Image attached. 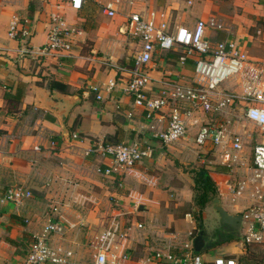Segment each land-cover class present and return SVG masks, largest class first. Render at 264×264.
Wrapping results in <instances>:
<instances>
[{
    "label": "crops",
    "instance_id": "1",
    "mask_svg": "<svg viewBox=\"0 0 264 264\" xmlns=\"http://www.w3.org/2000/svg\"><path fill=\"white\" fill-rule=\"evenodd\" d=\"M107 1L83 0L80 9H73L69 0H0V185H22L31 191V197L18 207L1 201L0 196V264H14L27 250L32 235L40 233L50 219L73 225L62 236L50 238L77 247L86 231L101 223L106 215L123 213L129 234L127 252L132 259L123 264H139L135 259L159 248L157 240L163 236L162 247L167 243L179 247L187 241V233L196 228L190 211L160 208L159 203L165 198L163 188L148 190L134 184L135 179L141 184V175L149 174L147 163L157 162L163 148L168 150L169 145L150 137L144 127V111L135 107L132 97L123 90L134 55L123 60V45L129 35L136 50L137 39L126 29L123 14L129 8L127 3L119 16H114L119 32L106 28L109 23L105 22L104 13H93L94 7ZM132 2L131 7L136 10L146 7L167 12L171 25L192 27L198 18L216 16L225 28L211 31L212 40L232 39L251 59L264 62V0ZM56 11L77 29L72 49L62 54L29 52L27 48L35 50L46 42L47 21ZM14 16L26 22L31 31L24 41L8 37V25ZM165 54L167 57L163 58V53H157L149 65L150 95L168 87L170 78L183 83L192 80L193 57L180 66L173 53ZM51 80L64 83L67 94L79 97L65 115L57 113L63 105L47 106L50 99L58 102L47 96L57 91L48 87ZM18 86L24 87L20 110L7 113L2 110L4 92L14 93ZM220 89L238 91L240 87L231 79ZM129 111L131 116L127 114ZM192 119L195 117L188 123L195 121ZM73 132L79 138L73 139ZM111 137L119 142L137 139L151 144L152 156L139 161L122 176H104L97 172V166L105 167L110 159L97 153L85 155L84 151ZM51 140L55 141L54 146ZM261 142L264 143V138L258 143ZM203 147L216 146L207 143ZM242 154L246 155L244 146ZM247 195L233 204L235 211L249 204ZM187 217L192 227L184 235L174 225L177 220L185 222ZM139 221L142 229L136 227ZM64 239L68 240L66 244Z\"/></svg>",
    "mask_w": 264,
    "mask_h": 264
},
{
    "label": "built area",
    "instance_id": "2",
    "mask_svg": "<svg viewBox=\"0 0 264 264\" xmlns=\"http://www.w3.org/2000/svg\"><path fill=\"white\" fill-rule=\"evenodd\" d=\"M82 3L83 0H69L73 9H80ZM125 3L129 6L123 14L126 29L137 39V44L123 90L132 97L133 105L144 111L145 129L152 139L168 146L186 137L188 120L196 113L215 115L214 123L199 124L195 141L200 146L209 143L218 147L219 162L229 169L243 168L244 175L228 184L225 191L232 201L246 194L249 197V204L240 212L242 239L238 252H243L246 245L264 247V143L253 145L251 157L246 160L242 154L244 137L232 128L246 121L264 133V62L251 59L232 39L212 40L211 31L225 28L223 21L213 15L198 18L192 27L171 25L167 12L146 7L133 9L132 0H108L103 5V13L114 17ZM25 23L14 16L8 25V37L19 41L27 39L31 31ZM47 23L46 42L35 50L27 48L28 51L36 55L69 52L76 27L68 24L58 11L50 14ZM160 52L163 58L167 57L165 53L177 52L176 62L180 66L193 57V76L190 83L170 78L168 87L154 96L149 94L152 82L149 65ZM228 79H235L240 90H221L220 84ZM127 114L131 116L132 112ZM71 137L77 139L79 134L73 132ZM51 145H55L54 140ZM84 152L110 159L105 167L97 166L100 174L122 176L139 161L151 157L153 147L136 139L115 144L97 142ZM0 191L1 201L11 202L16 207L31 197V191L22 185H0ZM122 214L106 215L101 223L86 231L77 247H68L50 238L62 236L67 227L73 226L64 220L50 219L40 233L32 235L27 250L14 264H123L132 260L127 252L129 234ZM136 227L142 228L143 224L136 222ZM194 234L189 231L187 241L179 247L167 243L165 247L150 249L135 261L139 264H264L242 263L234 256L205 257L203 252L198 253L193 248Z\"/></svg>",
    "mask_w": 264,
    "mask_h": 264
},
{
    "label": "rangeland",
    "instance_id": "3",
    "mask_svg": "<svg viewBox=\"0 0 264 264\" xmlns=\"http://www.w3.org/2000/svg\"><path fill=\"white\" fill-rule=\"evenodd\" d=\"M93 13H96V15L98 13L102 14L103 6L99 5L94 7ZM102 15L105 22L109 23L108 26L106 25V28H114L118 31V26L115 23L117 17L109 18L104 14ZM123 51V60H125L127 57L130 58L131 55L135 53V44L133 38L129 35H127L126 42H124ZM230 80L231 79L224 81L220 84V86L223 87L227 85ZM192 120L196 121L192 124H190L189 121V125H187L186 137L176 142L170 143L168 150H165V148H163L162 157H158L159 160L157 162H155L154 160L147 163V170L149 174L141 175V184L137 179L134 180V184L135 186H137V188L143 186L144 189L148 190H155L159 187L163 188V191H160L164 193L165 198H162V200L160 201V208L163 210L174 209L175 211H190L192 221L197 227L196 222L198 218L204 220L218 218L216 211L213 210L212 200H208L202 209L201 206L195 201L198 198L197 189L194 188V176L197 174V172L200 169L207 170L214 182V187L217 190L216 197L219 198L221 205L230 213L242 212L243 208L240 209V211H235V209L233 208V204H238L240 203V201H232L230 199V197L225 192L227 189V185L230 183H234L235 181L240 179L244 175V172H236V169L231 170L225 165H222L219 162V149H217V147H213L210 149L207 147L205 148L198 145L195 141L199 124L205 121H211V123H214L217 120V117L213 116L211 113H198L195 116V119ZM232 128L235 131H238L245 138L244 148L246 155H244V158L246 160H249L253 145L263 140L264 133L258 130L249 122L236 123ZM154 158H156V156ZM241 170H243V168ZM219 190H222L220 191L222 192V194L219 192ZM110 200L113 201V198L110 197ZM184 220L185 222L183 220H177L174 227L176 231H179L185 235L187 230L192 227V222L188 217ZM195 230L197 231V228ZM136 231L140 232V230ZM163 238L157 240V243L159 244H156V246H159L160 248L164 246ZM64 242L66 244L68 240L64 239ZM240 247V239H227L223 242H220L213 248L204 251L203 255L209 258L215 257L218 254H220L221 256H225L227 254H231V250L238 252Z\"/></svg>",
    "mask_w": 264,
    "mask_h": 264
},
{
    "label": "trees",
    "instance_id": "4",
    "mask_svg": "<svg viewBox=\"0 0 264 264\" xmlns=\"http://www.w3.org/2000/svg\"><path fill=\"white\" fill-rule=\"evenodd\" d=\"M177 58V52H171ZM50 89H55L59 92L66 93L67 85L56 80H51L48 84ZM24 94V87L18 86L14 93L5 91L4 105L2 110L7 113H14L20 110L21 97ZM113 137L105 140L104 143H119V141L112 139ZM224 167V166H223ZM226 168V167H225ZM196 176V177H195ZM194 176V188L197 189L198 198L195 200L200 206L201 209L204 207L205 203L217 196V190L214 187V182L211 179L209 173L205 169H200L197 174ZM228 239H234V237H229ZM231 254H227L223 257H237V259L242 263H260L264 262V247L256 245H246L245 249L241 253L234 254L231 250Z\"/></svg>",
    "mask_w": 264,
    "mask_h": 264
},
{
    "label": "water",
    "instance_id": "5",
    "mask_svg": "<svg viewBox=\"0 0 264 264\" xmlns=\"http://www.w3.org/2000/svg\"><path fill=\"white\" fill-rule=\"evenodd\" d=\"M48 97L55 98L58 102L53 101L52 99L49 100L47 106L53 107L58 105H63L64 108L61 109V112H57L58 115H65L67 114L69 108L78 101L79 97L77 95H71L59 91H52ZM213 210L216 211L219 221L221 224H226L231 226L235 230L234 238L236 239H242V215L240 212L238 213H230L228 212L220 203V200L218 197H215L213 199ZM198 221L197 223H199ZM192 242H193V248L196 252L202 253L206 250L211 249L212 247L208 244H206V240L203 236V230H199L198 233L194 236H192Z\"/></svg>",
    "mask_w": 264,
    "mask_h": 264
},
{
    "label": "flooded vegetation",
    "instance_id": "6",
    "mask_svg": "<svg viewBox=\"0 0 264 264\" xmlns=\"http://www.w3.org/2000/svg\"><path fill=\"white\" fill-rule=\"evenodd\" d=\"M215 197L210 200L213 201ZM198 221L200 222L197 223ZM197 222V231L195 230L193 232H195L196 235L198 231L202 229L206 244L210 245L212 248L220 242L227 240L229 237H233L235 234V230L229 225L221 224L219 218H211L208 220L198 218Z\"/></svg>",
    "mask_w": 264,
    "mask_h": 264
}]
</instances>
